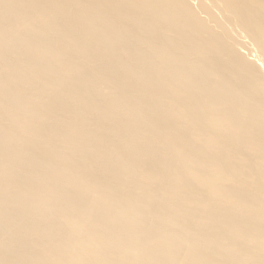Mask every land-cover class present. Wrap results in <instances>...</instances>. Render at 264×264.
Instances as JSON below:
<instances>
[{
    "label": "bare ground",
    "instance_id": "obj_1",
    "mask_svg": "<svg viewBox=\"0 0 264 264\" xmlns=\"http://www.w3.org/2000/svg\"><path fill=\"white\" fill-rule=\"evenodd\" d=\"M15 1L0 0V264L249 258L264 0H32L11 27Z\"/></svg>",
    "mask_w": 264,
    "mask_h": 264
},
{
    "label": "rangeland",
    "instance_id": "obj_2",
    "mask_svg": "<svg viewBox=\"0 0 264 264\" xmlns=\"http://www.w3.org/2000/svg\"><path fill=\"white\" fill-rule=\"evenodd\" d=\"M10 2H11V0H10ZM35 6V4H33V1L32 0H21V3L19 4L18 2H16L15 1V4H14V7L13 8H15V9H17V10H19V11H21V14H20V16H18L17 14H13V17H12V19L15 21H13V24H11L10 26L11 27H15L16 25V23H17V21H19V17L21 18V19H23V20H27L28 18H29V15L26 13V12H29V11H31V10H28L29 8H31L32 6ZM8 10H5V9H0V16H2L5 12H7ZM18 25H20V24H18ZM6 38H9L8 36H6ZM240 48H242V55H243V57L245 56L249 61L248 62H254V61H258V58H257V56L255 55V54H250L249 53V50H247V48L246 47H240ZM241 50V49H240ZM244 51H246V52H244ZM244 53H245V55H244ZM247 53H249L248 55H247ZM247 55V56H246ZM251 55V56H250ZM244 57V58H245ZM254 57H255V59H254ZM245 58V59H246ZM246 59V60H247ZM259 62V61H258ZM260 64H262L261 62H260ZM262 66V65H261ZM142 137H147V135L146 134H142ZM153 154L157 157V158H159L160 159V156H162V155H167V154H162L161 153V151H155V152H153ZM219 157H223V156H221V155H219ZM168 162H169V165H171V166H178V165H180V163H174L172 160H167ZM233 174V173H232ZM195 175H197V174H195ZM193 176L192 178H191V181L192 182H197V181H199L200 179L199 178H197L196 176ZM179 180L177 179V178H175L174 179V182L175 183H177ZM201 181V180H200ZM179 182H182V181H179ZM250 183H251V186H254V184H253V182L250 180ZM130 187H127V188H125V190H128ZM117 196H115V197H112V199H115ZM221 205V204H220ZM232 212L233 213H237V212H239V206H234L233 208H232ZM101 214H103V213H101ZM239 214H240V212H239ZM256 229L258 230V231H262L263 229H264V222H261V223H259V225H257L256 226ZM222 237L223 238H225V237H227L228 238V240L230 241V240H232L230 237H231V235H229V234H222ZM249 243H251L250 245H247V248L249 249V254H250V256H249V258H243L241 261L242 262H240L239 264H264V251H258V252H256V256L257 257H259V258H261V259H255L254 258V251H255V247H257L258 245H260L261 243H263L264 244V237L260 234V233H258L257 235H255V237H253V238H251V239H246ZM184 245H187V244H185L184 243ZM184 249H185V247H184ZM239 259H240V253H237V254H234V255H232V256H230V260H229V263H234V262H236L235 264H237L238 263V261H239Z\"/></svg>",
    "mask_w": 264,
    "mask_h": 264
}]
</instances>
